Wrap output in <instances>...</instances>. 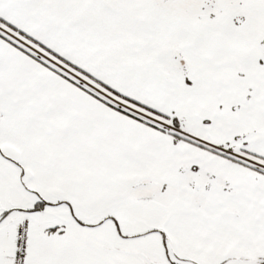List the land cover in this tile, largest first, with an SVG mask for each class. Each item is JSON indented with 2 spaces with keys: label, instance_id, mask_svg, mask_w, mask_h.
<instances>
[{
  "label": "snow or ice",
  "instance_id": "obj_1",
  "mask_svg": "<svg viewBox=\"0 0 264 264\" xmlns=\"http://www.w3.org/2000/svg\"><path fill=\"white\" fill-rule=\"evenodd\" d=\"M0 264H264V0H0Z\"/></svg>",
  "mask_w": 264,
  "mask_h": 264
}]
</instances>
